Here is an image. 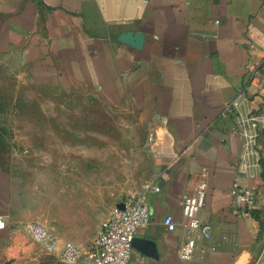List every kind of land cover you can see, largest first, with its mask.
I'll list each match as a JSON object with an SVG mask.
<instances>
[{
	"label": "crops",
	"instance_id": "1",
	"mask_svg": "<svg viewBox=\"0 0 264 264\" xmlns=\"http://www.w3.org/2000/svg\"><path fill=\"white\" fill-rule=\"evenodd\" d=\"M256 50L264 0H0V60L48 80L59 97L80 96L72 115L40 116L31 161L0 148V264H65L62 244L91 246L145 182L160 190L147 195L151 223L136 232L129 264H264V123L260 168L240 175L241 139L223 114ZM248 108L264 118L263 102ZM200 183L208 237L187 233L180 207ZM237 183L256 192L248 215L232 207ZM30 224L59 237L54 253L29 241Z\"/></svg>",
	"mask_w": 264,
	"mask_h": 264
},
{
	"label": "built area",
	"instance_id": "2",
	"mask_svg": "<svg viewBox=\"0 0 264 264\" xmlns=\"http://www.w3.org/2000/svg\"><path fill=\"white\" fill-rule=\"evenodd\" d=\"M264 50H256L249 58L246 69L248 84L239 88L236 96L225 106L223 114L230 116L234 124L230 130L232 135L241 139V154L238 173L249 174L260 168L259 126L264 118L249 110L252 102L264 103ZM159 187L153 182H145L139 192H134L110 213L100 225V232L91 246L86 249L64 242L59 251V259L65 264H129L132 252V240L136 232L151 223V213L147 202L149 193H158ZM206 187L203 183L193 188L192 194H185L180 200L182 217L187 233L208 237L210 226L199 220L198 213L204 206ZM232 207L239 215H248L259 208L257 195L253 189L233 184L231 190ZM163 225L169 232L176 229L173 218L169 215L163 219ZM5 228L0 218V230ZM25 232L29 239L43 247L46 253L52 254L60 245L58 236L46 228L30 224ZM196 244L191 237L180 247L181 260L193 259ZM213 249V248H212Z\"/></svg>",
	"mask_w": 264,
	"mask_h": 264
},
{
	"label": "rangeland",
	"instance_id": "3",
	"mask_svg": "<svg viewBox=\"0 0 264 264\" xmlns=\"http://www.w3.org/2000/svg\"><path fill=\"white\" fill-rule=\"evenodd\" d=\"M47 86L55 85L26 73L16 61L0 60V148L8 159L23 165L31 161V149L42 146L41 115L73 114V103L80 96L59 97ZM59 98L68 103L67 108L56 104Z\"/></svg>",
	"mask_w": 264,
	"mask_h": 264
},
{
	"label": "water",
	"instance_id": "4",
	"mask_svg": "<svg viewBox=\"0 0 264 264\" xmlns=\"http://www.w3.org/2000/svg\"><path fill=\"white\" fill-rule=\"evenodd\" d=\"M131 244H132V248H133L134 247V238H133Z\"/></svg>",
	"mask_w": 264,
	"mask_h": 264
}]
</instances>
